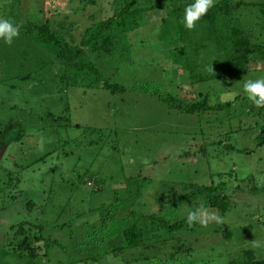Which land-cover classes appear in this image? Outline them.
Here are the masks:
<instances>
[{
	"label": "rangeland",
	"instance_id": "1",
	"mask_svg": "<svg viewBox=\"0 0 264 264\" xmlns=\"http://www.w3.org/2000/svg\"><path fill=\"white\" fill-rule=\"evenodd\" d=\"M125 1L0 0V17L21 27L49 22L69 44L80 45L87 28ZM166 15L144 13V24L129 33L130 58L85 48L88 62L125 86L117 92L103 82L90 87L83 77L68 84L59 48L21 30L11 44L0 39V134L16 123L25 130L9 145L0 138V264H167L182 248L179 264H231L243 260L245 250L264 260V106L244 91L246 80L264 77V62L253 58L237 76L192 83L189 71L174 62L175 46L159 38ZM236 17L264 42L258 8L241 9ZM153 88L185 102L207 93L213 105H232L183 113ZM220 183L230 204L226 212L202 199L178 201L189 184ZM134 210L175 211L174 221L183 225L148 229L145 246L123 249ZM192 212L200 218L189 221ZM37 225L45 238L32 257L20 249L17 231L23 227L34 237Z\"/></svg>",
	"mask_w": 264,
	"mask_h": 264
},
{
	"label": "trees",
	"instance_id": "2",
	"mask_svg": "<svg viewBox=\"0 0 264 264\" xmlns=\"http://www.w3.org/2000/svg\"><path fill=\"white\" fill-rule=\"evenodd\" d=\"M192 2L193 0H154L150 6H141V0H126L120 11L87 28L80 45L69 44L63 36L51 28L49 22L43 24L30 22L20 27V30L41 45L59 48L57 58L64 64L68 84L71 77L74 79L83 77L89 82L90 87H97L98 83L103 82L105 89L115 92L125 90V86L112 83L96 64L88 62L85 48L90 47L94 52L107 54L117 52L122 58H130L129 33L144 24V13L149 11L165 10L167 12L161 22L159 38L168 46H175L171 48L174 62L189 71L192 83L237 76L248 69L253 58L256 59L255 61L264 62V42L255 41V35L252 31L251 33L248 31L249 27L242 26L236 17L241 9L253 7L258 8L264 18V3L220 0L217 4H213L194 28L189 29L184 26L182 17L184 8ZM157 89L153 88L161 100L183 113L203 114L232 105L230 101L213 105L209 102L210 97L207 93H200L197 100L193 102H185L180 98L164 96ZM24 132L22 125L16 123L6 127L0 134V138L6 145H9L13 141H21ZM262 133L264 134V127ZM186 187L189 191L179 196V202H197L202 199L211 207L219 208L223 212L228 210L230 204L224 192L225 183L218 185L189 184ZM140 194L141 188L138 187L135 191V198ZM132 214L135 223L123 231L126 241L123 249L145 246L144 237L148 229L149 231L157 229L175 231L183 225L182 220L174 221L177 217L175 211L160 210L144 214L134 210ZM37 228L38 234L34 237L27 234L23 227L17 231V234H22V240L19 242L20 249L32 257L36 255L37 242L45 238L44 226L37 225ZM183 249H179V252ZM179 252L170 255L165 262L179 264L177 263ZM151 264H157V260H153ZM231 264H264V260H258L252 250H245L243 260L232 261Z\"/></svg>",
	"mask_w": 264,
	"mask_h": 264
},
{
	"label": "clouds",
	"instance_id": "3",
	"mask_svg": "<svg viewBox=\"0 0 264 264\" xmlns=\"http://www.w3.org/2000/svg\"><path fill=\"white\" fill-rule=\"evenodd\" d=\"M214 0H193L183 12L182 22L186 28H194L198 21L205 16L213 6ZM21 25L10 18L0 17V39L6 43H13L20 35ZM244 91L248 98L257 106H264V77L249 79L244 82ZM200 213L188 214V220L200 218Z\"/></svg>",
	"mask_w": 264,
	"mask_h": 264
}]
</instances>
